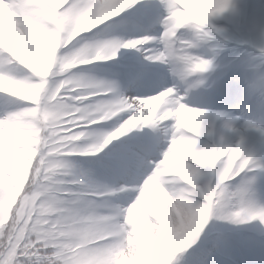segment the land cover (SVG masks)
<instances>
[{
	"label": "snow or ice",
	"instance_id": "6c2138e0",
	"mask_svg": "<svg viewBox=\"0 0 264 264\" xmlns=\"http://www.w3.org/2000/svg\"><path fill=\"white\" fill-rule=\"evenodd\" d=\"M137 5L139 7L135 16H130L126 10ZM98 7V0H63L60 14L66 22H71L91 14ZM180 8L177 0H119L118 8L106 6L103 22L91 31L99 26H105V30H108L116 26L127 27L129 24L140 28L145 23L153 26L158 23L162 33L145 35L127 42L118 36L87 41V46L94 49L93 54L85 57L86 63L79 64L70 73L60 72L55 66L43 72L30 61L22 62L12 55L5 57L0 54V79L7 84V88L0 90V94L30 102L14 105L13 101L7 100L0 108V209L9 203H18L28 187L33 182L39 184L42 179L37 174L35 164L31 162L28 168L23 169L24 183L19 188L13 179L20 175L15 169L23 168L20 156L22 121L38 120L46 109L61 104L67 105L69 111L48 130V147L49 150H60L65 159L72 161L76 167L74 174L64 179V198L88 206L103 202L117 218L116 227L119 231L111 232L106 242L96 245L103 264H113L117 257L125 261L131 260L132 264H154L152 229L162 228L167 221L146 223L143 214L135 209L128 224H124L123 218L128 214V209L137 203L146 181L158 171L161 161L175 144L180 145L178 155L182 161H187L186 166L192 173V184L195 185V188L188 184L184 187L189 191H198L199 206L207 207L208 210L206 226L199 232L192 246L176 257L175 264H218L212 258L223 254L232 243L233 236H239L243 244H264V195L261 193V185L264 184V139L260 140L256 149L259 156L245 147L247 135L258 133L264 138V128H258L250 120L241 119L240 116L231 117L227 113L201 110L202 106L217 100L211 85L205 88V92L196 93L188 100L195 89L205 85V76L215 70L213 62L224 47H212L210 50L213 55L210 58L197 54L196 50L210 41L204 39L199 30L190 29L183 21L177 20ZM38 12L39 9L30 0H0V40L9 42L8 52L12 51L11 42L25 30L39 34ZM55 18V12L47 17L52 22H55ZM242 22L243 18L240 23ZM182 29L191 30V35L178 34V30ZM9 33L14 39L8 38ZM77 41L86 40L80 35ZM121 48L135 49L148 63L136 60L126 63L116 61ZM2 51L5 50L0 49ZM67 51L68 49H64L61 54ZM40 57L43 58L42 53ZM97 61H116L109 70L113 78L98 77L79 67L92 65ZM13 63L30 70L33 76L24 80L16 79L14 73L19 69L8 67ZM157 64L167 67L168 74L173 78L171 86L164 73L154 71L151 67ZM259 79L264 81V74ZM122 80L127 88L137 91L126 94L121 87ZM169 90L172 93L169 99L173 105L171 118L161 121L155 116L146 122H137L143 116L145 104L150 102V98L168 93ZM256 91H264V87L257 89L255 85H251L245 103ZM85 106L110 110L111 118L82 119L79 110ZM192 110H197L195 118ZM260 112L264 113V105L260 107ZM210 116L222 124L219 141L215 138L201 140L206 134L202 122ZM260 118L264 119V115ZM108 122L115 127L110 134L105 131ZM145 128L150 131L130 136L126 141L108 148L112 141L125 136L132 129ZM85 133L94 138L93 144L80 152H74L71 145ZM227 133H232L238 140L226 142L224 136ZM207 135L211 136V133ZM78 158H88L91 166L88 169L80 167ZM226 163H230L228 171H225ZM93 169L109 175L113 183L97 179ZM120 180L124 182L115 186V182ZM223 189L231 192L229 200L233 202L232 211L227 214L220 201ZM113 191L115 195L106 194ZM175 199L179 200L181 197L177 196ZM185 203L191 206L190 201ZM242 214L244 219L241 220ZM6 215L7 222L0 229L2 264H58L54 248L29 231L33 221L27 218L21 221L14 210ZM210 219L226 222L237 228L248 224L253 226L233 232L219 223H213L209 227ZM121 233L128 237L139 233L138 242L126 252L122 245L111 242V237Z\"/></svg>",
	"mask_w": 264,
	"mask_h": 264
},
{
	"label": "clouds",
	"instance_id": "9594fccd",
	"mask_svg": "<svg viewBox=\"0 0 264 264\" xmlns=\"http://www.w3.org/2000/svg\"><path fill=\"white\" fill-rule=\"evenodd\" d=\"M30 3L39 9V34L25 30L11 42V52H8L9 42L2 40L0 49L20 58L22 62L30 61L43 72L55 66L60 72L70 73L79 64L86 63L85 57L92 55L94 49L87 46V41H77V38L103 22L106 6L111 9L119 7V0H98L100 7L91 14L66 22L60 14L63 0H30ZM177 3L181 6L177 20L183 21L190 29L199 30L201 36L210 41L203 48L226 47L229 43L245 44L258 53L255 60L261 74H264V21L257 23L237 0H177ZM255 6L264 9V0H255ZM52 12L56 13L55 22L47 19ZM221 17L226 18L223 25L217 23ZM242 18L243 22L240 23ZM64 49L68 51L61 54ZM251 85L249 81L247 91ZM5 88L6 82L0 79V90ZM171 95L169 90L150 98V102L145 104L143 116L137 122H146L155 116L161 121L171 118ZM260 96L264 98V91H260ZM67 111V105L57 104L46 109L38 120L22 121L20 156L23 168L15 169L20 175L13 179L19 188L24 183L23 169L29 167V162L35 164L37 174L42 179L39 184L33 182L18 203H9L0 209V229L7 222L6 213L14 210L21 221L25 218L33 221L29 231L54 248L58 264H103L96 245L106 242L111 232L119 231L117 218L103 202L88 206L64 198V179L73 175L76 167L72 161L65 159L60 150H49L48 147V130L59 123ZM79 111L82 119L111 118L110 110H98L95 106H85ZM196 111L192 110L193 118ZM93 142L94 138L89 134H81L71 148L74 152H80L91 147ZM179 152V144L170 148L158 171L146 181L137 203L128 209V214L123 218L124 224H128L135 209L143 214L146 223L167 221L162 228L152 229L154 264H175L176 257L192 246L208 222V210L199 206L198 191H189L184 187L188 184L195 188V185L192 184L187 161L180 159ZM224 167L228 171L230 163ZM106 194L115 195V192ZM230 195L229 190H222L220 201L225 214L232 211ZM177 196L181 199H175ZM185 201H190L191 206ZM240 219H244L243 214ZM138 238L139 233L132 237L121 233L111 237V242L122 245L126 252L138 242ZM113 264H132V261L117 257Z\"/></svg>",
	"mask_w": 264,
	"mask_h": 264
},
{
	"label": "rangeland",
	"instance_id": "374dc122",
	"mask_svg": "<svg viewBox=\"0 0 264 264\" xmlns=\"http://www.w3.org/2000/svg\"><path fill=\"white\" fill-rule=\"evenodd\" d=\"M254 19L256 20V22L257 23H259V22H261V21H264V10L262 11H260L259 13H256L255 15H254ZM155 33V35H159V34H161V31L159 30V31H154ZM86 34V33H85ZM81 35H83V34H81ZM8 38L9 39H12V38H14V36L11 34V33H9L8 34ZM125 53V49H121V50H119L118 51V53H117V57H116V61L119 59V57L121 56V55H123ZM116 61H101V62H103V63H108V62H116ZM82 66H85V65H82ZM165 67V65H159V64H157V65H154V68H153V70L154 71H157L158 69L161 71L163 68ZM127 94V93H126ZM229 116H231V115H229ZM211 117V116H210ZM209 117V118H210ZM209 118H206L205 120H204V123L207 121V119H209ZM113 128V126H112V124H111V122H108V124H107V129H112ZM222 132V131H221ZM220 131H217V133H216V135H217V138L216 137H213V136H211L210 138H209V140L210 139H212V138H215L217 141H219V139L221 138L220 137V133H221ZM224 139H225V141L226 142H234V141H236V140H238V137H236V136H234L232 133H227V134H225V136H224ZM261 139H263L262 137H260V135L258 134V133H249L248 135H247V137H246V139H245V147H246V149H248V150H250V151H253V147H254V145H255V143L257 142V141H260ZM208 140V141H209ZM257 149V148H256ZM117 186V185H116ZM252 226L253 225H251V224H248V225H243V228H244V230H246V229H250V228H252ZM235 238H238L239 239V236H234Z\"/></svg>",
	"mask_w": 264,
	"mask_h": 264
},
{
	"label": "trees",
	"instance_id": "16d2710c",
	"mask_svg": "<svg viewBox=\"0 0 264 264\" xmlns=\"http://www.w3.org/2000/svg\"><path fill=\"white\" fill-rule=\"evenodd\" d=\"M10 68L19 69L18 72L14 73V77L16 79L24 80L28 76H33L29 72H26V71L22 70L20 67L16 66L15 64L10 65ZM0 99H1V106H4V103L7 100L13 101L14 105L15 104L23 105V104H26V103H30V102L21 101V100H19V98L9 97V96H0ZM77 163L79 164L80 167L85 168V169H88L91 166L90 163H89L88 158H78L77 159ZM93 172H94V174H95L97 179L105 180L106 182H108V179L103 177L104 173H102L100 170L93 169ZM212 224H213V222L209 224V227ZM188 251L191 252L190 250H188Z\"/></svg>",
	"mask_w": 264,
	"mask_h": 264
},
{
	"label": "bare ground",
	"instance_id": "6f19581e",
	"mask_svg": "<svg viewBox=\"0 0 264 264\" xmlns=\"http://www.w3.org/2000/svg\"><path fill=\"white\" fill-rule=\"evenodd\" d=\"M215 122V119L211 118L210 120H208V124L212 125Z\"/></svg>",
	"mask_w": 264,
	"mask_h": 264
}]
</instances>
